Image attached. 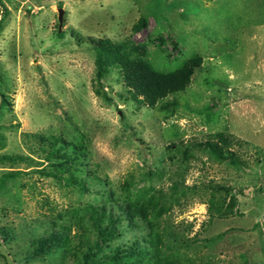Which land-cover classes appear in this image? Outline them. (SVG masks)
Returning <instances> with one entry per match:
<instances>
[{"label": "rangeland", "instance_id": "rangeland-1", "mask_svg": "<svg viewBox=\"0 0 264 264\" xmlns=\"http://www.w3.org/2000/svg\"><path fill=\"white\" fill-rule=\"evenodd\" d=\"M89 38L130 45L159 71L202 64L150 109L130 100L117 69L97 83ZM2 96L0 264H80L33 242L60 226L75 237L71 214L102 202L104 181L122 201L165 194L160 264H264V0H0ZM217 133L241 164L203 146ZM38 134L84 143L85 192L49 176L57 159L30 153ZM121 231L99 241L103 255L132 235Z\"/></svg>", "mask_w": 264, "mask_h": 264}, {"label": "trees", "instance_id": "trees-1", "mask_svg": "<svg viewBox=\"0 0 264 264\" xmlns=\"http://www.w3.org/2000/svg\"><path fill=\"white\" fill-rule=\"evenodd\" d=\"M145 25L146 20L141 18L132 30L138 32ZM57 34L59 38L64 35L62 32ZM87 41L92 44L95 52L97 83H100L112 69H117L130 100L134 104L150 109L155 108L159 101L168 96L185 91L191 77L202 64V59L197 56L180 64L174 70L164 72L156 70L130 45L113 43L108 39L89 38ZM94 92L96 96H102L105 101L111 103L112 99L98 88ZM4 104L3 97L0 106ZM33 138L35 144L29 148L31 154L42 155L47 161L58 160L51 165L49 176L58 181H65L67 186L78 190V193L85 192L84 182L87 177H82L79 170V166L89 158L84 143L69 144L62 137L42 134L34 135ZM231 144V137L217 133L203 143V146L213 157L227 158L233 165L241 164L230 150ZM96 180L102 182L98 178ZM3 182L4 179L1 184ZM102 185V202L87 204L81 212L74 211L71 214V220L77 225L75 237H71L69 227L60 226L58 229L52 227L51 232L45 233L33 242L34 252L42 254L49 245L64 249L67 255L77 261L80 260V264H95L94 251L100 255L97 261L95 260L99 261L98 264H160L163 237L157 231L156 222L167 211L161 206L165 194L145 188L133 199L122 201L106 189L108 186L106 181ZM176 186L177 184H174L175 189ZM231 205L232 203L230 207ZM122 229L129 230L131 237L126 242L116 244L108 255H103L99 241L111 242L118 239L122 235ZM91 236L94 238L91 239Z\"/></svg>", "mask_w": 264, "mask_h": 264}, {"label": "water", "instance_id": "water-1", "mask_svg": "<svg viewBox=\"0 0 264 264\" xmlns=\"http://www.w3.org/2000/svg\"><path fill=\"white\" fill-rule=\"evenodd\" d=\"M63 21V9L58 8V22H59V27L61 26Z\"/></svg>", "mask_w": 264, "mask_h": 264}]
</instances>
